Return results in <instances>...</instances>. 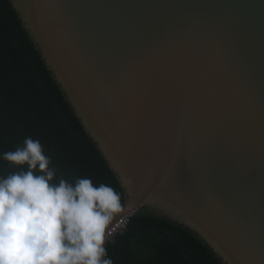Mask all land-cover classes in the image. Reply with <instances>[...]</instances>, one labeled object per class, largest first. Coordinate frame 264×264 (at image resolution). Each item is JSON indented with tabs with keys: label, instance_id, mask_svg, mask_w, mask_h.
I'll return each instance as SVG.
<instances>
[{
	"label": "water",
	"instance_id": "1",
	"mask_svg": "<svg viewBox=\"0 0 264 264\" xmlns=\"http://www.w3.org/2000/svg\"><path fill=\"white\" fill-rule=\"evenodd\" d=\"M126 192L225 264H264V0H11Z\"/></svg>",
	"mask_w": 264,
	"mask_h": 264
},
{
	"label": "trees",
	"instance_id": "2",
	"mask_svg": "<svg viewBox=\"0 0 264 264\" xmlns=\"http://www.w3.org/2000/svg\"><path fill=\"white\" fill-rule=\"evenodd\" d=\"M38 139L57 177L91 178L126 192L118 175L86 130L11 0H0V155ZM26 167V166H25ZM20 169L0 159V175ZM105 247L114 264H225L188 227L149 207L134 214Z\"/></svg>",
	"mask_w": 264,
	"mask_h": 264
},
{
	"label": "clouds",
	"instance_id": "3",
	"mask_svg": "<svg viewBox=\"0 0 264 264\" xmlns=\"http://www.w3.org/2000/svg\"><path fill=\"white\" fill-rule=\"evenodd\" d=\"M0 159L20 169L0 175V264H114L105 229L122 209L120 193L87 177L57 180L31 137Z\"/></svg>",
	"mask_w": 264,
	"mask_h": 264
},
{
	"label": "built area",
	"instance_id": "4",
	"mask_svg": "<svg viewBox=\"0 0 264 264\" xmlns=\"http://www.w3.org/2000/svg\"><path fill=\"white\" fill-rule=\"evenodd\" d=\"M131 217L132 216H130V217L125 216V217L120 218L111 227V229L109 231L111 233V235L110 236L108 235V238L109 239H112L117 233L122 232L126 228V226H127V224H128V222H129V220H130Z\"/></svg>",
	"mask_w": 264,
	"mask_h": 264
}]
</instances>
